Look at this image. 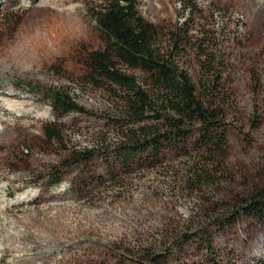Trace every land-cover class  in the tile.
I'll return each instance as SVG.
<instances>
[{
    "label": "rangeland",
    "instance_id": "1",
    "mask_svg": "<svg viewBox=\"0 0 264 264\" xmlns=\"http://www.w3.org/2000/svg\"><path fill=\"white\" fill-rule=\"evenodd\" d=\"M40 1L0 0V86L15 89L29 110L0 142V247L12 244L3 240L4 225L16 215L23 223L13 218L10 226H26L36 238L15 235L22 240L15 254L33 251L43 264H154L152 256L159 264H264V222L243 213L232 218L238 197L264 187V0H196L189 19L183 64L197 85L200 44L217 46L227 102L226 157L201 182L192 175L206 159L192 150L194 137L190 152L121 166L116 154L138 123L89 82L84 63L107 44L88 12L105 0ZM138 10L164 31L186 16L179 0H138ZM51 87L85 112L54 111L42 94ZM49 123L60 129L58 141L44 134ZM72 150L91 158H67L62 180L52 184L50 168Z\"/></svg>",
    "mask_w": 264,
    "mask_h": 264
},
{
    "label": "trees",
    "instance_id": "2",
    "mask_svg": "<svg viewBox=\"0 0 264 264\" xmlns=\"http://www.w3.org/2000/svg\"><path fill=\"white\" fill-rule=\"evenodd\" d=\"M179 2L186 16L166 31L139 12L138 0H105L91 6L89 15L106 37L107 44L102 49L90 51L84 63L89 82L104 88L115 98L126 121L138 123L125 134L126 142L116 154L121 166L136 159H157L165 151L190 152L187 142L194 137L192 150L206 159L192 175L194 182H201L202 178L209 177L212 164H222L228 148L224 122L227 102L221 85L223 59L217 46L210 50L208 42L203 41L198 51L200 76L195 84L182 57L191 45L188 23L197 4L196 0ZM8 21L19 24L16 16L11 14ZM42 94L56 112H85L73 97L60 89L51 87ZM43 130L48 140L60 139V129L53 123L44 125ZM8 131L5 135L10 133ZM90 154L88 151H70L68 157L50 168L51 183L58 184L62 180L64 170L71 164L66 162L68 159L84 162L91 158ZM51 198L47 195L45 200ZM40 204L41 201L37 208ZM236 205L232 218L243 213L264 222V187L238 197ZM13 218L18 220L16 215ZM23 227L26 235L21 238L35 240L34 233L30 236V230ZM34 245L35 242L31 243L33 249ZM210 250L211 244H208V256ZM23 252L43 264L40 254ZM52 252L49 249L47 255L50 257ZM151 260L159 264L162 259L152 256ZM29 262L24 260L23 264ZM207 263L220 264L213 258ZM47 264H53L50 258Z\"/></svg>",
    "mask_w": 264,
    "mask_h": 264
},
{
    "label": "bare ground",
    "instance_id": "3",
    "mask_svg": "<svg viewBox=\"0 0 264 264\" xmlns=\"http://www.w3.org/2000/svg\"><path fill=\"white\" fill-rule=\"evenodd\" d=\"M38 3L44 4L46 3V0H41ZM41 8L43 7L37 6V9ZM20 97L21 94L16 92L15 89L13 90L0 86V141L5 139L6 131L11 130L12 127H16L17 125L23 123L19 121V117L25 115L26 111H29L26 107L25 101H22ZM6 115H13V117L10 118ZM21 218L22 216L17 217V219L22 222ZM5 222L6 223L4 226L9 227L7 228L6 234L3 236V240L5 242H12V244H3L0 247V264H9L10 261L17 264H23L24 260H29V264H42L41 262L35 260L33 257L25 256V252L23 251L20 252V254L16 253L18 255L15 254V252H19L15 250L16 246H19V244L17 245L15 243L21 242H19L14 236L17 235L18 237H23L26 234L23 231L16 230L15 227L10 226L12 217L9 216V218ZM8 258H10L11 260H8Z\"/></svg>",
    "mask_w": 264,
    "mask_h": 264
}]
</instances>
